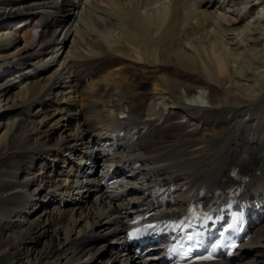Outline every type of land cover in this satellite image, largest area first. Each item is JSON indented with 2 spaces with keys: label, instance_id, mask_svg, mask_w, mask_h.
I'll return each mask as SVG.
<instances>
[{
  "label": "bare ground",
  "instance_id": "1",
  "mask_svg": "<svg viewBox=\"0 0 264 264\" xmlns=\"http://www.w3.org/2000/svg\"><path fill=\"white\" fill-rule=\"evenodd\" d=\"M22 1L0 0V264H77L84 253L121 239L134 200H117L96 180L82 183L72 161L61 184L52 178L53 170L38 177L33 170L39 159L40 166H49L47 158L64 163L61 151L77 153L81 145L85 151L77 157L88 152L96 163L99 137L115 127L137 138L135 143L120 139L106 171L131 161V174L144 173L139 181L158 172V189L160 183L185 186L180 198L206 187L210 196L229 182L236 162L246 155L253 188H264V0ZM25 14L30 18L21 21L19 36L10 33L8 18ZM21 40L27 47L7 54ZM20 68L28 71L12 79ZM35 70L38 80L31 79ZM94 77L86 85L85 78ZM66 90H71L68 97ZM50 94L52 100L44 99ZM74 97L79 98L74 107L61 105ZM35 105L41 114L26 112ZM63 111L69 117L66 136L53 129L59 120L51 126L45 122ZM121 113L128 118L121 121ZM35 116L40 120L31 121ZM138 162L147 171L132 170ZM187 165L192 171L183 169ZM137 184L131 179L125 190L151 189L146 184L136 189ZM74 190L79 195L94 190L95 199L83 206L69 202ZM42 192L63 198L55 210H43L41 204L39 220L26 223L38 206L29 196ZM98 205L109 207L108 217H117L113 224L102 223ZM87 228L90 234L80 236ZM256 233L264 244V228ZM103 256L98 257L103 264L138 261L130 252ZM243 258L250 262L242 263ZM263 258L260 249L243 244L232 259L208 264H264Z\"/></svg>",
  "mask_w": 264,
  "mask_h": 264
},
{
  "label": "rangeland",
  "instance_id": "2",
  "mask_svg": "<svg viewBox=\"0 0 264 264\" xmlns=\"http://www.w3.org/2000/svg\"><path fill=\"white\" fill-rule=\"evenodd\" d=\"M11 1V5H16V4H20V3H22L23 1H19V2H17L16 0H10ZM25 1H28V0H25ZM43 0H37V2H42ZM6 4H7V2H6ZM5 4V5H6ZM0 5H2V4H0ZM239 11H237L236 13H238ZM233 15V14H232ZM233 16H235V17H239V15L237 16V15H233ZM12 17H9L8 18V22H9V25H11L10 26V30H9V32L10 33H14V34H17L18 36H19V34H20V32H21V29L23 28V27H21L20 26V30L19 31H17V29L19 28V25H21V24H19V22L21 23V21H23L24 19H28V18H30V15H19L17 18H15V19H11ZM21 19V20H20ZM13 21V22H12ZM33 21V20H32ZM34 22V21H33ZM23 23V22H22ZM32 24H34V23H32ZM2 30V28L0 27V31ZM37 32V31H36ZM36 34V33H35ZM59 38H61V39H63V37L65 36V32H60L59 34ZM33 36H35V35H33ZM264 37H262V39H263ZM261 39V40H262ZM85 40H86V42H87V40H89L87 43H89L90 44V39L89 38H86V36H85ZM27 47V44H26V42L24 41V40H21V41H19V43H17L16 45H14V46H12L11 47V49H10V51L8 52L7 51V54H13L14 52H18V51H20V50H23V49H25ZM35 46H33V48H34ZM64 50L65 49H62L61 50V52H60V54L59 55H61L63 52H64ZM15 56V55H14ZM25 68V67H24ZM23 68V69H24ZM23 69L20 71L19 69H17V70H13V72H12V79L14 78V77H17V79H15V80H20L21 79V75H23L25 72H27L28 70H26V69H24V70H26V71H23ZM67 71V70H66ZM128 71V70H127ZM129 71H130V69H129ZM36 72H37V70H35L34 72H31L30 74H31V76L33 77H31V79H33V80H38V79H40L41 77H37L38 76V72H37V74H36ZM67 73V72H66ZM50 74V72L49 73H47L45 76H48ZM85 75V74H84ZM83 75V76H84ZM95 78V79H94ZM93 79H90L91 81H89L91 84H92V82H93V80H96V77H94ZM67 81H69V80H67ZM61 82H66V79H62L61 80ZM89 82H87L86 83V85H90V83ZM150 87H148V89H149ZM203 90L204 91H206V89H204L203 88ZM199 91V90H198ZM216 92H217V94L218 95H220V96H222V94H220L221 93V89L220 88H216ZM68 93H70V90H66L65 92H64V95H66L67 97L69 96L68 95ZM63 94V93H62ZM181 95L182 96H184V90H181ZM55 96L53 95V94H50V95H48V96H45L44 97V99H47V100H52L53 98H54ZM168 97V95H165V98H167ZM58 98H60V95L58 96ZM155 98H160V96L159 95H156L155 96ZM61 99V98H60ZM116 99V98H115ZM74 102H72V103H70V100H65V99H63V100H61L60 102H61V105H65L66 103L67 104H69V106L70 107H74L75 106V104H76V102L79 100V98L78 97H74ZM117 100L118 99H116L115 101L117 102ZM183 100H185V101H187L188 103L190 102V100L188 99V98H184ZM205 105V104H204ZM209 106V108H210V104H206V107H208ZM51 110V109H50ZM30 111V112H29ZM26 112H28V113H31V114H37V113H39L40 112V114L42 113V109L41 108H39L37 105H35L34 107H32L30 110L28 109V111L26 110ZM169 112V111H168ZM168 112H165L166 113V116H163L162 117V119L160 118L159 120H162V122H164L166 119H167V114H168ZM65 112L63 111L62 113H56V115H55V117L54 118H47L46 120H45V122H47V123H49L50 124V126L53 124V122H56V121H58L59 120V122H57V124H55L54 125V130L57 132V134H59V133H62L64 136H66V134H68L69 133V127L70 126H68V119H69V117H65V116H63V114H64ZM63 116V117H62ZM72 116V115H71ZM93 116H90V118L91 119H93L92 118ZM183 117H185V115L183 116ZM14 119H17V117L16 118H14ZM181 119H183V120H185L184 118H181ZM31 121H39L40 120V117L39 116H35V117H33L32 119H30ZM72 124L74 123V121L73 122H71ZM79 149H81L80 147H78V150ZM63 151H61V153H62ZM63 154H65L64 156H66V157H68V158H70L71 160H74L73 159V156H71V154H69L68 155V153H63ZM43 157H47V154H44V156ZM49 161V162H48ZM46 162L49 164V168L46 166V165H42V166H40V159L39 160H37V164H34V169H33V167L31 168V169H33V170H35L36 171V175L35 176H40V175H43L46 171H49V172H51V167L52 166H56V163H50L51 162V159H46ZM69 164H70V167L72 166V162H70V161H67ZM64 165H65V163H61V162H58V166H56V170H53L54 172L56 171V172H58V173H52V178L55 180V183H59V184H61L62 183V180L64 179L63 178V176H62V174L63 173H65V172H70L71 171V168L69 167V166H66V168L64 167ZM45 168V169H44ZM39 169V170H38ZM189 171H191V169L189 168L188 169ZM41 171V172H40ZM60 171V172H59ZM33 172V171H32ZM183 188V187H182ZM25 190H27V189H25ZM184 191H185V189H184ZM73 192H75L76 194L74 195V196H72V195H70L71 197H66L68 200H69V202H70V199L73 201V203H75V202H78L79 203V205L80 206H83V205H85L86 203H87V201L88 200H90V199H95V197L93 196V194H94V190H92V191H89L88 193H86V191H84V192H81L80 193V195L82 194V196L80 197V195H79V191L78 190H76V191H72V193ZM43 193L44 192H42V193H39V195H37V196H35V197H33V196H29L34 202H35V204H38V206H29V205H27L26 206V208H29V207H33L34 209H33V211H35V214H32V216H30L29 218H22V219H18V220H20V221H24V219H25V222L27 223V221H37V220H39V217H40V212H39V214H38V208H40L39 206H41V204H43V206H45V207H43V210H44V208L46 209V211L48 210H55V209H57L58 208V202H60L59 200L60 199H62L63 198V196H60L59 197V195L60 194H58L57 196L58 197H55V199H54V196L53 197H51V196H47V197H44L45 195H43ZM91 194V195H90ZM29 194H27V196H28ZM43 195V196H42ZM87 195V198H88V200L87 201H85L86 199H85V196ZM113 195V194H112ZM27 196H25V197H22L20 200H23V201H25L26 200V198H27ZM41 198V199H40ZM65 198V197H64ZM79 199V201H76L77 199ZM42 199H44V202L42 203ZM85 201V202H84ZM126 201V200H125ZM124 201V202H125ZM127 201H130V199H128ZM126 201V202H127ZM135 201V200H134ZM77 204V203H76ZM77 206H78V204H77ZM60 208H62V209H64V205H63V207H60ZM96 208H98V210L100 209V211L99 212H101V213H104V215L101 217V221H102V223L103 224H107V222L108 221H111V220H113V218H114V220H116L117 219V217H108V215H107V212H108V210H109V207L107 208V209H104L103 208V206H97ZM30 210V209H29ZM27 211V210H26ZM32 212V211H31ZM93 212H95V210L93 209ZM97 212V211H96ZM122 216H119V220H120V218H121ZM14 221H15V219H13ZM114 220L112 221V223L111 224H113V222H114ZM100 226V225H99ZM264 228V223H262L260 226H258L256 229L258 230L259 228ZM18 229V228H17ZM20 230L22 229H24V227L22 228V227H20L19 228ZM255 229V230H256ZM90 230H91V228H87L86 229V231H85V233H83V234H81L80 236H82V235H88V234H90L89 232H90ZM99 230H101L100 228L99 229H97V231H99ZM257 230L254 232L253 231V236H254V238L253 239H251V243L249 242L248 244L246 243L245 245H246V249L247 250H249V249H251L252 248V246H254L256 249H260L261 250V252H263L264 253V247L262 248V247H260L261 245L260 244H257V245H260V246H257V245H255L254 243H260V242H262L261 240L262 239H260L259 238V236H257V237H255V234H256V232H257ZM74 234V232L72 233V235ZM63 238L65 237V235H63L62 236ZM254 240V241H253ZM254 244V245H253ZM264 245V244H263ZM102 248V249H101ZM99 249H101V251L99 250ZM97 252H101L98 256H97V259L96 260H100L98 257L100 256V255H102V254H104V256H103V258L102 259H105V257H110L111 255H112V253H115L116 251L113 249V248H110V246H105V247H103L102 245H99L96 249H95V251L94 252H92L93 254H90L91 252H87V253H84V255L82 256V258L79 260V262L80 261H83V262H81V264H86L85 262L87 261V260H89L90 259V257L92 258V257H95V255L97 254ZM87 254V255H86ZM112 257V256H111ZM96 260H93V262L94 263H96L95 261ZM101 261H103V260H100L99 261V263L98 264H103V262H101ZM105 261V260H104ZM145 261V258L142 260V262H144ZM263 262H264V258H263V260H262ZM78 262V261H77ZM101 262V263H100ZM137 262L138 261H136L134 264H137ZM248 262H250V260L249 259H247V258H243L242 259V263H248Z\"/></svg>",
  "mask_w": 264,
  "mask_h": 264
}]
</instances>
